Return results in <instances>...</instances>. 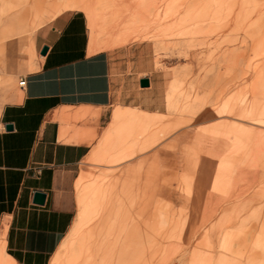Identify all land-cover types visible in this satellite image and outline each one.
<instances>
[{"label": "rangeland", "instance_id": "374dc122", "mask_svg": "<svg viewBox=\"0 0 264 264\" xmlns=\"http://www.w3.org/2000/svg\"><path fill=\"white\" fill-rule=\"evenodd\" d=\"M78 4L95 17L97 45L133 46L129 90L148 95L113 104L97 133L82 130L92 150L113 109L133 108L115 112L100 172L80 165L52 264H264V0H0V92L33 69L38 23ZM212 105L218 120L197 119Z\"/></svg>", "mask_w": 264, "mask_h": 264}, {"label": "crops", "instance_id": "0c3cea01", "mask_svg": "<svg viewBox=\"0 0 264 264\" xmlns=\"http://www.w3.org/2000/svg\"><path fill=\"white\" fill-rule=\"evenodd\" d=\"M35 29L39 30L35 39L39 58L31 71L19 74L25 87L0 92V243L4 256L15 264H50L54 255L53 262L74 220L72 189L80 165L86 161L100 172L101 163L105 164L101 162L104 137L115 133V112L129 113L133 108L113 109L92 150V138L82 130L97 133L113 104L126 106L128 100L136 102L148 95L140 92L133 97L129 90L133 85L128 76L133 46L89 53L90 30L84 12L65 10L42 19ZM101 37H97L98 44L105 41ZM44 47L47 52L41 56ZM220 108L212 105L197 119L215 121ZM94 113L98 117L90 118ZM83 118H87L84 123L70 127V121ZM182 124L176 122L166 136L156 135L150 149L142 139L137 156L155 150ZM113 146L106 157L115 153V138ZM157 158L156 151L155 161ZM194 161L198 170L201 150ZM81 185L80 178L75 185L77 211ZM35 193L45 196L42 205L34 204ZM138 203L140 206V200Z\"/></svg>", "mask_w": 264, "mask_h": 264}, {"label": "bare ground", "instance_id": "6f19581e", "mask_svg": "<svg viewBox=\"0 0 264 264\" xmlns=\"http://www.w3.org/2000/svg\"><path fill=\"white\" fill-rule=\"evenodd\" d=\"M74 10H79L85 13L87 20H88V25H89V30H90V44H89V53L93 54L97 51H111L112 46L108 43L102 44V45H97L96 40H97V35L100 31V28H98L95 25L94 21V16L87 10L85 7H82L80 4L74 7ZM93 195L96 196V200H99L101 194L100 188H97L96 190H93ZM139 215V214H138ZM80 262V261H79ZM0 264H15L13 261H11L9 258L5 257L3 254V244L0 243ZM83 264V263H82Z\"/></svg>", "mask_w": 264, "mask_h": 264}, {"label": "water", "instance_id": "95a60500", "mask_svg": "<svg viewBox=\"0 0 264 264\" xmlns=\"http://www.w3.org/2000/svg\"><path fill=\"white\" fill-rule=\"evenodd\" d=\"M47 52V47L42 48V50L40 51V55L44 56ZM140 87L141 88H147L149 87V80L148 79H143L140 81ZM45 200V196L43 194L40 193H35L34 194V204L36 205H42L44 203Z\"/></svg>", "mask_w": 264, "mask_h": 264}, {"label": "built area", "instance_id": "2783aa9c", "mask_svg": "<svg viewBox=\"0 0 264 264\" xmlns=\"http://www.w3.org/2000/svg\"><path fill=\"white\" fill-rule=\"evenodd\" d=\"M18 87L19 88H24L25 87V81L24 80H19Z\"/></svg>", "mask_w": 264, "mask_h": 264}]
</instances>
